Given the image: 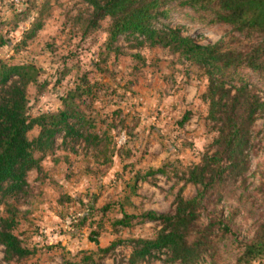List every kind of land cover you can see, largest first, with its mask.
Returning <instances> with one entry per match:
<instances>
[{
	"label": "rangeland",
	"instance_id": "obj_1",
	"mask_svg": "<svg viewBox=\"0 0 264 264\" xmlns=\"http://www.w3.org/2000/svg\"><path fill=\"white\" fill-rule=\"evenodd\" d=\"M25 8H30L28 16L40 18L42 26L17 50L7 46L2 52L0 48V63H32L39 68L37 84L27 88L28 115L58 111L68 91L88 84L91 90L74 101L94 123L92 132L107 133L112 151L105 160L85 150L82 142L68 139L63 147L58 134L52 150L35 153L41 158L42 173L28 172L29 196L7 199L18 208L14 232L34 253L11 264H65L91 253L95 259L100 257L102 264H126L131 253L129 240L152 238L159 226L136 218L128 227L114 222L124 214L170 211L174 194L183 184L176 182L173 173L180 174L199 162L217 134L206 119L207 101L201 97L206 77L202 69L178 61L167 49L130 47L133 40L127 41L123 35L114 43L119 47L117 52L107 50L109 19L100 21L87 35L73 23V16L86 10L82 0H0L3 40L16 44L23 38L31 22L19 12ZM167 21L201 44L213 43L229 30L228 26H202L176 12ZM246 72L264 100V77ZM41 83L45 87L38 94ZM188 112L190 116L184 121ZM37 132L35 127L28 135L31 138ZM252 144L250 174L258 161H264V113L254 123ZM157 168L165 173L144 176ZM251 182L250 189L256 179L251 178ZM195 191V186L187 184L183 194L191 197ZM63 195L67 197L60 201ZM91 203L88 219L79 226L80 216ZM224 205L225 214L229 206L240 207L236 201ZM4 215L5 207L0 204V216ZM235 222L242 226L239 239L251 236L252 219H246L244 210L238 212ZM91 231L99 232L97 244L88 239ZM110 245L107 253L97 252L99 247ZM2 256L0 247V262ZM165 260L162 250L139 264H165ZM231 260L229 254L224 256L223 261ZM208 262L206 255L197 264ZM253 264H264V259Z\"/></svg>",
	"mask_w": 264,
	"mask_h": 264
},
{
	"label": "trees",
	"instance_id": "obj_2",
	"mask_svg": "<svg viewBox=\"0 0 264 264\" xmlns=\"http://www.w3.org/2000/svg\"><path fill=\"white\" fill-rule=\"evenodd\" d=\"M85 11L73 16V23L87 35L109 19L106 28L107 50L117 52L114 46L120 35L133 45L158 46L175 55L178 61H186L202 69L207 86L201 97L207 101L206 119L217 134L200 161L185 171L173 173L176 182L183 184L174 194L172 207L165 213L147 210L140 215L124 214L114 223L128 227L132 219L139 222L154 221L158 224L152 238L129 240L131 253L126 264L141 261L165 250V264H197L208 255V264H253L264 259V161H258L250 174L253 147V126L264 113V100L256 92L255 84L246 72L264 77V0H82ZM30 8L20 10L28 16ZM42 10H40L41 14ZM172 12L202 26H228L226 35L217 41L198 43L191 35H183L181 28L170 26ZM30 26L23 32L19 43L13 44L0 37L1 51L7 46L14 50L24 46L41 28L40 18L27 17ZM105 61V59L103 60ZM39 68L32 63H0V204L6 215L0 216V247L4 264L24 259L34 253L15 234L18 224V208L8 202L11 196L26 198L30 194L28 172L42 173L40 157L35 153L52 150L56 135L62 137L65 147L68 139L82 142L85 150H92L105 160L112 151L107 133L92 132L94 123L79 109L76 97L91 90L76 87L62 98L63 108L56 112H40L28 115V91L30 84H37ZM85 82V81H83ZM44 85L37 86L40 94ZM190 113L184 115V121ZM120 123L128 131L130 127ZM37 127L35 136L28 132ZM133 127V126H132ZM165 173L162 168L148 170L144 176ZM251 178L256 183L250 189ZM187 184L195 186V194L186 197ZM67 197L60 196L61 199ZM236 201L240 207L229 206ZM80 216L83 226L93 204ZM246 219H252V234L239 239L241 224L235 217L243 211ZM60 238V237H59ZM99 232L91 231L88 239L98 243ZM60 239L58 240V242ZM111 245L98 248L107 253ZM229 254L232 260L223 261ZM0 262V264H1ZM65 264H102L85 254L78 261Z\"/></svg>",
	"mask_w": 264,
	"mask_h": 264
}]
</instances>
